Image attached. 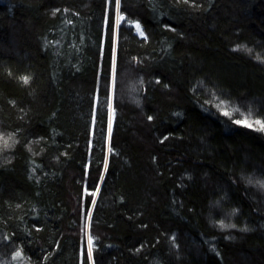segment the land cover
<instances>
[{"label": "trees", "instance_id": "1", "mask_svg": "<svg viewBox=\"0 0 264 264\" xmlns=\"http://www.w3.org/2000/svg\"><path fill=\"white\" fill-rule=\"evenodd\" d=\"M116 2L0 0V264H264V0Z\"/></svg>", "mask_w": 264, "mask_h": 264}, {"label": "rangeland", "instance_id": "2", "mask_svg": "<svg viewBox=\"0 0 264 264\" xmlns=\"http://www.w3.org/2000/svg\"><path fill=\"white\" fill-rule=\"evenodd\" d=\"M117 5H116V12H115V18H116V23H119L121 21V15L119 14L118 12V0H117ZM131 25L133 26L134 28V31L135 33L139 36V37H144V32L142 30V27L140 26V24L138 22H132ZM248 51H250V49H248ZM216 98V101H218L216 103V106L217 108L223 112L224 114H228V115H231V116H234V115H237L238 116V119L242 120L243 123L249 125V126H255V127H259L261 129L264 130V125L262 123V121L258 118H255V116H251V114H248L247 112H244L241 110V108L237 107L236 105L224 100V99H221V98H218V97H215ZM111 129V116H110V123H109V130ZM108 130V131H109ZM255 184H258L256 183V181L254 182ZM88 221H89V218H87V221H86V233H85V240H86V247H87V250L88 252L91 250V247H92V238L89 234V228H88ZM16 257H14L12 263L13 264H21V262H17Z\"/></svg>", "mask_w": 264, "mask_h": 264}]
</instances>
